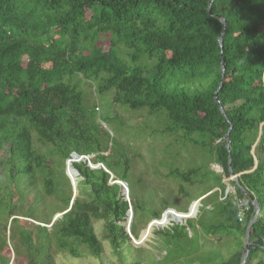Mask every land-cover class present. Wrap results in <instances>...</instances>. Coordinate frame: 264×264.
Here are the masks:
<instances>
[{
	"label": "trees",
	"instance_id": "16d2710c",
	"mask_svg": "<svg viewBox=\"0 0 264 264\" xmlns=\"http://www.w3.org/2000/svg\"><path fill=\"white\" fill-rule=\"evenodd\" d=\"M83 84L110 93L113 105L144 111L158 125L153 134L202 149L222 169L216 175L205 168L219 195H207L212 186L193 200L207 195L201 203L214 201L204 206L213 223L196 217L192 229L221 244L232 238L234 248L226 258L208 252L207 264H240L252 220L245 264H264V0H0V264H10L7 240L25 264H53L57 254L98 259L103 248L96 222L118 264H125L124 250L135 249L122 224L134 201L129 172L137 155L103 128L96 107L84 108ZM72 153L107 171L73 163L74 200L64 175ZM228 156L239 187L259 209L255 217L244 193L229 182L248 206L241 223L234 197L223 196ZM201 171L172 169L167 177L193 185ZM114 180L126 183L129 200L110 184ZM178 191L185 195L181 186ZM27 196L33 201L18 216ZM40 196L53 201H35ZM47 208L63 213L50 229L45 219L26 214ZM177 220L168 216L159 228ZM133 222L134 216L130 234L136 238ZM159 234L171 249L186 238L168 229Z\"/></svg>",
	"mask_w": 264,
	"mask_h": 264
},
{
	"label": "rangeland",
	"instance_id": "374dc122",
	"mask_svg": "<svg viewBox=\"0 0 264 264\" xmlns=\"http://www.w3.org/2000/svg\"><path fill=\"white\" fill-rule=\"evenodd\" d=\"M105 45V44H104ZM26 60L21 59V65H25ZM83 95V106L87 110L97 108L96 116L98 120H103L102 126L105 128L110 136L118 140L124 147L130 146V150L137 155L132 161V167L129 179V184L132 189L134 201L132 204V211L134 216L133 229L136 238H138L141 231L140 241L144 246L133 248L134 250H124L125 264L138 262L139 264H207L209 258L208 252H219L221 258H226L233 250L234 243L232 238L225 239L224 244L218 243L215 239L204 237L201 231L195 232L192 227H196L197 219L200 217L203 222L213 223V216L205 205L213 204L214 201H202L199 207L192 204L188 213V208L193 200L206 190L215 188L209 192L217 193L219 195L218 184L213 179V175L205 170L214 172L216 175H221L219 167L210 164L209 157L205 151L188 143L181 144L176 136H166L162 134H153L152 131L157 129L158 125L154 121L145 118L144 111L132 112L126 107H120L111 103L110 93L97 94L94 91V85H80ZM144 113V114H143ZM161 126V125H160ZM177 139V141H175ZM90 160V158H89ZM210 164V165H209ZM194 167H202L200 177L197 178L199 182L193 185L182 184L179 180L173 177H167V172L172 169L185 171ZM56 180L59 182V195L64 196L63 186L64 182L58 173L59 164L56 162ZM100 168V167H99ZM206 168V169H205ZM223 177L221 183L224 185L223 196L227 189ZM112 184V182H110ZM4 186L2 173H0V187ZM182 187L185 195H180L178 188ZM233 191V190H232ZM231 191V192H232ZM125 200H129L126 194H123ZM127 197V198H126ZM218 197V196H217ZM14 198L13 201H16ZM53 201L43 196H40L35 201ZM32 198L27 196L22 202L17 205V215L25 213L28 204L31 203ZM132 202V201H131ZM198 207V208H197ZM40 209V206L38 205ZM168 209H173L179 214H174ZM41 210V209H40ZM168 210L175 218H189L192 217L196 211V215L181 222L180 224L170 223L162 228L150 227L146 231L147 224L152 221L153 213H162ZM180 213H186L181 215ZM28 217L35 220H46L48 227L53 218L57 215L54 209L33 210L26 213ZM20 220L27 221V223L36 225L35 222L29 219ZM168 216L164 219L166 220ZM133 220V219H132ZM156 224V223H155ZM160 227L163 223H158ZM43 226V225H42ZM101 222H96L93 225V230L97 239L101 242L103 253L98 259L92 257H84L81 259H73L63 254H57L53 258V264H118L115 257L111 253L108 243L104 239L101 230ZM173 232H183L186 238H183L174 244V248L167 246L163 237L159 234L164 230ZM152 235V236H151ZM197 235V237H196ZM135 238V239H136ZM9 248L5 255L11 257L12 247L8 241ZM200 244V247H199ZM195 253V254H192ZM14 255V254H13ZM210 255V254H209ZM13 264H25L22 256L13 257Z\"/></svg>",
	"mask_w": 264,
	"mask_h": 264
},
{
	"label": "water",
	"instance_id": "95a60500",
	"mask_svg": "<svg viewBox=\"0 0 264 264\" xmlns=\"http://www.w3.org/2000/svg\"><path fill=\"white\" fill-rule=\"evenodd\" d=\"M220 20H221V25H222V27L224 28L225 22L223 21V19H220ZM220 43H221V42H220V37H219V39H218L219 47H221V44H220ZM214 96H215V95H214ZM217 103H218V102H217ZM219 110H220L221 114L224 115L223 112H222V109H221L220 107H219ZM224 142H225V149L228 150V147H229L228 133L224 136L223 143H224ZM79 162H86L90 169H98V168L100 167V168L103 169L105 172H107V171L105 170V168H104L102 165H100V164H98V165H92V164L90 163V161H89V157L78 156V155H76L75 153H72V154L70 155V159L67 160V161L65 162V166H64V175H65V176L67 177V179L69 180V183H70V186H71V190H72V200H74L75 197H76V181H75V177L78 175L77 171L72 167V164H73V163H79ZM230 162H231V158H230V156H228V160H227V165H228V170H227V171H228V178H226V179L224 180V183H225V185H226V187H227V189L225 190V195H227V193H228L229 182H230V181L234 182V183L236 184L237 188L240 189V190L243 192V190L239 187V185H238V183H237V181H236V177L232 174V172H231V170H230ZM255 164H256V163H255ZM218 169H219V172H220V174H221V173H222V169H220V168H218ZM112 178H113V176L110 175V179H112ZM112 184L118 185V186L120 187L121 191H122V194H126L127 197H128V188H127L126 183H124V182H122V181L114 180V181H112ZM243 193H244L245 197L248 199V201L251 203V205H252V207H253V209H254V211H255V213H256V214H255V217H256V216H257V213H258V211H259V209H258V206H257V203H256L255 199H254L253 197H251L248 193H246V192H243ZM209 194H210V193H208L207 195H209ZM207 195H206V196H207ZM206 196L201 197V198L197 199L196 201L192 202V203L190 204V206H189V208H188V211H187L186 213L189 212L190 207H191L192 204H195V205H197V206L199 207V205H200L199 202H200L203 198H205ZM127 197H126V198H127ZM71 202H72V201H71ZM198 207H197V208H198ZM168 210H171V212H174V214H178V212L174 211L173 209H168ZM168 210H165V211L160 215L159 219L152 220L149 224H147V229H146V231H147L150 227H152V230L155 229V228H159V225H155V223L157 224V222H159V221H160V222L163 221L167 216L172 217V213H170ZM186 213H180V214H181V215H185ZM196 213H197V211H196ZM196 213H195L192 217H194V216L196 215ZM62 215H63V213L57 214V215L53 218V220H52V222L50 223V225L53 223V221H54L55 219L59 218V217L62 216ZM192 217H189V218H192ZM189 218H182V217H181V218H178L177 222H175V223H176V224H180L181 222H184V223H185L186 220H188ZM132 219H133V211H132V207L129 206V209H128L127 213H126V221H125V223L122 224V226L124 227V230H125L126 234L128 235V238H129V240H130V244H131V246H132L133 248H138V247H141V246H144V245H145L144 243H142V242L140 241V236L142 235L143 231L140 232L138 238L135 239L134 237H132V235L130 234V226H131V223H132ZM252 223H253V220L250 221V222L248 223V225L246 226V228H245V232H244V246H243V250H242V253H241L240 264H245V261H246L247 252H248V247H249V233H250V227H251ZM50 225H49L48 227H46V228H47V229H50ZM7 235H8V234H7ZM151 236H152V235H151ZM6 243H7V245L9 246V244H8V240H7ZM13 257H14L13 252H11V260H10V264H11L12 261H13ZM263 259H264V257H263Z\"/></svg>",
	"mask_w": 264,
	"mask_h": 264
},
{
	"label": "built area",
	"instance_id": "2783aa9c",
	"mask_svg": "<svg viewBox=\"0 0 264 264\" xmlns=\"http://www.w3.org/2000/svg\"><path fill=\"white\" fill-rule=\"evenodd\" d=\"M233 190V191H232ZM232 191V192H231ZM228 194L233 198V202H234V206L236 209V219L239 223H241L243 221L244 215L248 209V206L246 204V202L242 199H237L235 197V192L233 188H229L228 189Z\"/></svg>",
	"mask_w": 264,
	"mask_h": 264
},
{
	"label": "clouds",
	"instance_id": "9594fccd",
	"mask_svg": "<svg viewBox=\"0 0 264 264\" xmlns=\"http://www.w3.org/2000/svg\"><path fill=\"white\" fill-rule=\"evenodd\" d=\"M221 174H222V173H221ZM225 179H226V178H225ZM230 182H232V181H230ZM229 188H233V187H231L230 184H229ZM227 195H229V194L227 193ZM227 195H224V197L227 196ZM162 213H163V212H162Z\"/></svg>",
	"mask_w": 264,
	"mask_h": 264
},
{
	"label": "bare ground",
	"instance_id": "6f19581e",
	"mask_svg": "<svg viewBox=\"0 0 264 264\" xmlns=\"http://www.w3.org/2000/svg\"><path fill=\"white\" fill-rule=\"evenodd\" d=\"M171 211V210H170ZM179 214V213H178ZM160 222V221H159ZM147 228V227H146Z\"/></svg>",
	"mask_w": 264,
	"mask_h": 264
}]
</instances>
